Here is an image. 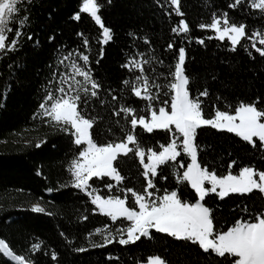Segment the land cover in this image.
<instances>
[{"label":"trees","instance_id":"1","mask_svg":"<svg viewBox=\"0 0 264 264\" xmlns=\"http://www.w3.org/2000/svg\"><path fill=\"white\" fill-rule=\"evenodd\" d=\"M97 2L102 5L98 14L111 33L107 43L102 28L89 14L80 13L81 18L74 19L82 0H20L18 11L7 24L9 40L17 30L21 35L15 50L0 51V239L31 264H145L151 256H159L167 264H233L235 258L228 254L220 257L211 250L204 252L198 244L155 229H150L149 237L120 244L117 230L127 227L128 221L121 218L113 222L96 209L87 192L73 186L71 161L83 145L73 142L64 125L45 117L40 104L49 93L62 95L57 91L61 87L71 95L79 94L82 114L95 118V142L117 141L131 130L130 117L114 114L121 106L150 116L149 105L170 109L172 95L167 87H152L151 95L156 98L140 99L124 81L140 75L167 85L183 48L190 95L201 102L205 118L214 117L217 110L231 114L240 103L264 109V56L252 47V40L245 38L233 46L228 38L219 39L213 29L200 27L210 24L214 13L217 18L227 13L229 21L244 24L249 35L264 32V12L251 8L252 0L234 8L229 7L234 0H180L183 15L177 14L169 0ZM181 20L189 25V31L173 32ZM256 47L264 45L257 41ZM82 55H88L87 64ZM132 60L149 63L141 73L131 66ZM73 64L88 71L100 85L96 97L90 94L91 84L75 74ZM205 91L207 95L201 96ZM136 133L145 151L158 149L171 139L165 130L148 133L138 127ZM196 143L201 166L218 176L238 174L244 167L264 171V146L258 140L253 146L235 133L202 126ZM178 151L177 161L160 166L154 178L156 189L150 191L160 196L175 190L182 201L195 202L194 189L186 181L179 182L177 173L186 170L189 157L182 146ZM181 162L184 167H179ZM114 164L124 179L93 178L89 191L121 198L128 188L142 191L146 184L143 168L133 153L121 156ZM107 184L112 188L105 187ZM34 203L44 212L33 211ZM203 203L210 209L218 232L264 211V195L258 191L233 193L223 199L210 193ZM97 229L107 231L98 233ZM106 237L112 242L105 243ZM37 243L40 248L31 250ZM0 264L17 263L0 252Z\"/></svg>","mask_w":264,"mask_h":264},{"label":"snow or ice","instance_id":"2","mask_svg":"<svg viewBox=\"0 0 264 264\" xmlns=\"http://www.w3.org/2000/svg\"><path fill=\"white\" fill-rule=\"evenodd\" d=\"M245 0H234L229 5L230 8L242 6ZM20 0H0V51L15 50L18 43L17 37L21 35L19 30L11 40L8 38L7 24L12 15L18 11L17 5ZM176 6L178 15L180 12V0H171ZM251 8L260 9L264 12V0H252ZM100 5L97 0H82L80 12L76 13L74 19L81 18L80 13L89 14L102 29L104 42L107 43L111 39L110 30L104 26L101 16L98 14ZM223 20L213 14L212 22L208 25L201 24V28H211L218 33V38L223 40L227 37L233 46L240 44L242 39L252 40V47L264 56V48H257L256 42L264 45V32H253L249 35L246 32L244 24L230 22L227 13H223ZM27 17L24 18V21ZM24 21H21L23 24ZM223 23V27L221 24ZM173 32L189 31V25L181 20L178 28H173ZM83 35V34H81ZM255 38V39H253ZM31 39V37H29ZM203 43V41H200ZM88 41L85 39V44ZM171 47V45H169ZM87 64L88 55L80 57ZM67 59V57H65ZM185 51L183 48L179 50L178 62L174 65V70L170 71L172 77L167 85H161L151 80L147 76L137 75L133 81H124L125 85L131 87V91L135 97L144 100H153L156 97L151 95V88L157 89L167 87L172 93L170 101V110L164 106L158 109L149 105L148 111L150 116L137 113L136 109L127 106H121L119 111L114 114L119 116L124 113L126 117H130L131 130L126 132L122 138L117 141L108 142L99 145L95 142L92 129L94 127L95 118L87 117L82 114L81 96L79 94L71 95L65 91L63 87L57 91L62 95L56 97L49 93L46 102L40 104L43 115L49 117L57 125H64V131L70 132L74 137V143L78 146L86 145L79 151L78 156L71 161L70 172L73 179V186L77 189L84 190L92 197L91 203L96 205L99 212L110 217L113 222L118 219H125L131 224L126 229H118L121 235L119 243L122 245L135 243L141 237H149L150 229L156 232L166 233L178 240L191 241L198 244L204 252L215 253L220 257L225 254L234 259L233 264H264V211L258 212L250 220H237L235 224L227 230L218 232L214 228L211 211L203 203L205 197L210 193H215L219 198L223 199L229 194H248L258 191L264 195V171L254 169L252 167H244L238 175L229 172L227 175L218 176L215 171H210L207 167H202L198 161V148L196 143L197 130L202 126H211L218 130H226L235 133L244 141L256 146V141L264 146V109H259L255 104L240 103L238 107L233 109V113L228 111L217 110L214 117L205 118L201 108V102L198 98L190 95L189 78L184 71ZM131 66L139 69L141 73L145 71L144 64L132 60ZM128 65H126L127 67ZM75 74L82 76L86 83L91 84V96L96 97L100 85L92 80L88 71L72 65ZM71 79L74 80V77ZM79 84V81H75ZM71 88V85H69ZM88 89H84L85 95ZM206 96L207 92L200 93ZM117 99L113 96V100ZM50 102V103H49ZM167 104V101L163 102ZM140 127L148 133L154 130H165L171 134L170 142L166 145L161 144L158 149L148 148L145 151L139 141L136 129ZM178 134V136H177ZM182 141L178 143L179 138ZM254 138H256L254 140ZM130 145L134 147H130ZM40 145L37 144V147ZM182 146L183 153L190 157L191 162L187 164L186 170L180 176L179 182H188L191 188L198 194L195 202L182 201L178 192L165 191L164 195L157 196L154 191L156 184L154 178L158 176L160 166L166 165L169 161H177V157L181 155L178 148ZM129 153H133L138 158L139 164L143 168L142 175L146 184L142 191L132 188L124 190V198L120 196L94 195L88 191L93 178L103 180L107 177L117 182H121L124 177L120 174L117 162L121 156L127 157ZM147 160V162H146ZM235 163V162H233ZM179 167H184L183 163H179ZM231 167V165L229 166ZM167 179V177H162ZM209 184L210 187L205 185ZM105 187L111 189L112 185L107 184ZM130 194V197H129ZM131 199V203L129 200ZM35 212H44V208L36 205L32 209ZM98 233L107 231V229H97ZM126 232L127 238H123ZM112 240L105 238V243H111ZM40 244H33L31 250H38ZM0 251L17 264H31V261L20 254H14L5 240L0 239ZM55 258V256H53ZM148 264H167V262L159 256L149 258Z\"/></svg>","mask_w":264,"mask_h":264},{"label":"rangeland","instance_id":"3","mask_svg":"<svg viewBox=\"0 0 264 264\" xmlns=\"http://www.w3.org/2000/svg\"><path fill=\"white\" fill-rule=\"evenodd\" d=\"M170 2H171V0H169ZM81 5H82V3H81ZM173 5V4H172ZM175 8H176V6L175 5H173ZM221 20H223V18H220ZM179 26H180V23H179ZM224 25H223V23L221 24V27H223ZM102 31H103V29H102ZM215 32V34L218 36V33L216 32V31H214ZM227 38V37H226ZM103 40H104V36H103ZM170 110V109H169ZM83 147H86V145H83ZM82 150V149H81ZM189 157V156H188ZM146 162H147V160H146ZM191 162V160H190V157H189V163ZM237 175V174H236ZM190 185V184H189ZM206 187H210V185L209 184H207L206 183V185H205ZM89 191V190H88ZM195 191V190H194ZM94 195H96V194H98V193H93ZM98 195H100V194H98ZM196 195H197V199H198V194L196 193ZM91 197V196H90ZM105 198H107V197H105ZM196 199V200H197ZM91 200H92V197H91ZM36 205H39L38 203H34L33 205H32V208L34 207V206H36ZM40 207H41V205H39ZM95 207H96V205H95ZM96 209L99 211V209L96 207ZM130 224H131V222L130 221H128V225H127V227L128 226H130ZM127 227H125L124 229H126ZM119 238H121V235L119 234ZM123 238H127V235H126V232L123 234ZM151 257H155V256H151ZM151 257H149V258H151ZM149 258L147 259V261L145 262V264H148V261H149Z\"/></svg>","mask_w":264,"mask_h":264},{"label":"water","instance_id":"4","mask_svg":"<svg viewBox=\"0 0 264 264\" xmlns=\"http://www.w3.org/2000/svg\"><path fill=\"white\" fill-rule=\"evenodd\" d=\"M7 259H9L10 261L14 262V263H17L15 262L14 260L10 259V257H8L6 254H4L2 251H0Z\"/></svg>","mask_w":264,"mask_h":264},{"label":"bare ground","instance_id":"5","mask_svg":"<svg viewBox=\"0 0 264 264\" xmlns=\"http://www.w3.org/2000/svg\"><path fill=\"white\" fill-rule=\"evenodd\" d=\"M9 257V256H8ZM10 259H11V257H10ZM16 262V261H15Z\"/></svg>","mask_w":264,"mask_h":264},{"label":"crops","instance_id":"6","mask_svg":"<svg viewBox=\"0 0 264 264\" xmlns=\"http://www.w3.org/2000/svg\"><path fill=\"white\" fill-rule=\"evenodd\" d=\"M239 172H240V171H239ZM238 174H239V173H238ZM238 174H237V175H238ZM235 175H236V174H235Z\"/></svg>","mask_w":264,"mask_h":264}]
</instances>
